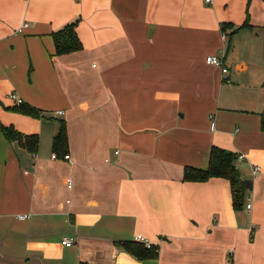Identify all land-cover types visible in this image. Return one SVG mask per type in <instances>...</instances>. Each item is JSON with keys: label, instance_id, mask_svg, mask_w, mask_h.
Masks as SVG:
<instances>
[{"label": "crops", "instance_id": "obj_1", "mask_svg": "<svg viewBox=\"0 0 264 264\" xmlns=\"http://www.w3.org/2000/svg\"><path fill=\"white\" fill-rule=\"evenodd\" d=\"M73 20L82 48L54 54ZM263 118L264 0H0V124L38 137L0 128V264H264ZM212 146L243 156L239 210L227 179H183Z\"/></svg>", "mask_w": 264, "mask_h": 264}, {"label": "trees", "instance_id": "obj_2", "mask_svg": "<svg viewBox=\"0 0 264 264\" xmlns=\"http://www.w3.org/2000/svg\"><path fill=\"white\" fill-rule=\"evenodd\" d=\"M77 20L66 23L60 29L52 32V38L54 43V54L61 55L78 51L82 48V44L76 34ZM229 24H224L222 29ZM245 22L241 26L235 28L230 33L233 34L242 27L248 26ZM229 38V36H228ZM229 42L227 48H229ZM18 110L25 114L37 115L36 110L31 107H18ZM0 128L9 141H16L18 145L26 148L30 152H34L37 148L38 137L36 134L22 135L12 126H3L0 124ZM262 130H264V118L261 124ZM66 148V129L65 122L59 121L58 130L53 137L52 150L55 152H64ZM61 155V154H59ZM236 154L218 146H212L209 153L208 166L205 169L185 167L183 171V179L185 181H205L211 177H220L228 180L230 184L232 204L235 210H239L245 200V181H243L235 165ZM121 245L130 253L134 254L138 258L154 257L156 256L155 249L150 245L147 247L145 244H139L135 241H125Z\"/></svg>", "mask_w": 264, "mask_h": 264}, {"label": "built area", "instance_id": "obj_3", "mask_svg": "<svg viewBox=\"0 0 264 264\" xmlns=\"http://www.w3.org/2000/svg\"><path fill=\"white\" fill-rule=\"evenodd\" d=\"M208 1V0H207ZM27 26V23L25 22L22 26H20L18 28V31L20 32L22 30V28L26 27ZM206 63L207 64H210V65H214V66H217L220 68L221 70V73L222 74H226L228 73V68L226 67V65L224 64L223 62V58L222 57H219V56H216V55H208L206 56ZM8 97L13 101L14 104H21L22 103V99L14 92L10 93L8 95ZM62 114V111H56L54 112V115H60ZM210 120H211V128L214 127V121L212 119V116H210ZM117 152V151H116ZM63 158L65 160H68L69 159V155H64ZM243 158V156L241 154H238L236 156V160H241ZM257 170L258 168L256 166H253L252 168V173L255 174L257 173ZM67 183H68V186L70 187L71 183H70V179H67ZM246 208L249 210L251 208V202H250V198H247V202H246ZM26 217L25 215L23 216H20V218H24ZM136 240H139V241H145L144 238L140 235L136 236L135 238ZM74 242H73V239L70 238V237H65L63 238V240L61 241V244L64 245V246H70L72 245ZM146 246L149 247L150 244L146 243Z\"/></svg>", "mask_w": 264, "mask_h": 264}, {"label": "water", "instance_id": "obj_4", "mask_svg": "<svg viewBox=\"0 0 264 264\" xmlns=\"http://www.w3.org/2000/svg\"><path fill=\"white\" fill-rule=\"evenodd\" d=\"M245 186H246V188H250V181H247V182L245 183Z\"/></svg>", "mask_w": 264, "mask_h": 264}, {"label": "bare ground", "instance_id": "obj_5", "mask_svg": "<svg viewBox=\"0 0 264 264\" xmlns=\"http://www.w3.org/2000/svg\"><path fill=\"white\" fill-rule=\"evenodd\" d=\"M237 156V155H236ZM237 161V160H236Z\"/></svg>", "mask_w": 264, "mask_h": 264}]
</instances>
